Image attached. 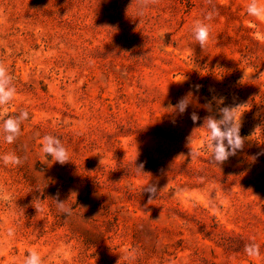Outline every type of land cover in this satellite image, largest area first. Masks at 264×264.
I'll list each match as a JSON object with an SVG mask.
<instances>
[{
	"label": "rangeland",
	"instance_id": "obj_1",
	"mask_svg": "<svg viewBox=\"0 0 264 264\" xmlns=\"http://www.w3.org/2000/svg\"><path fill=\"white\" fill-rule=\"evenodd\" d=\"M140 2L0 0L17 91L0 157L22 161L0 160V264L33 250L43 264H264V21L250 0H155L143 15ZM238 107L243 147L216 165L205 119ZM23 111L9 144L2 124ZM48 135L69 162L41 151Z\"/></svg>",
	"mask_w": 264,
	"mask_h": 264
},
{
	"label": "clouds",
	"instance_id": "obj_2",
	"mask_svg": "<svg viewBox=\"0 0 264 264\" xmlns=\"http://www.w3.org/2000/svg\"><path fill=\"white\" fill-rule=\"evenodd\" d=\"M155 0H141L139 14L143 15L144 10ZM248 15L256 18L257 20L264 21V4H261L259 0H250L247 6ZM212 13L210 12L206 19H212ZM193 36L195 41L203 49L211 42V31L208 24L202 21H197L193 26ZM13 77L9 73L5 64L0 63V107L7 106L17 95L15 86L12 83ZM188 97L181 98L176 105H169V109L180 113L186 111L188 106ZM242 108L235 109L224 108L222 109L221 120H216L212 117L205 119L204 128L208 130L207 137V151L212 156V162L216 165H220L227 161L231 155H235L236 151L242 149L244 139L240 135V124L238 126L236 113ZM29 113L23 111L17 117H9L2 124V130L4 133V140L11 144L21 135V120H27ZM192 119L196 121L198 116L193 113ZM41 151L47 156L51 157L55 162L65 164L70 160V154L67 148L63 145L61 140L57 137L48 135L42 138ZM3 163L12 166H19L22 161L14 153L5 154L0 157ZM142 167V166H141ZM149 193H155V187L147 189ZM6 198V197H4ZM152 202V197L149 198V203ZM63 210V202L57 203ZM13 230L9 229L8 235H13ZM244 252L250 258H259L261 256L260 247L255 243L245 245ZM23 264H43L41 256L36 251H31L24 259Z\"/></svg>",
	"mask_w": 264,
	"mask_h": 264
}]
</instances>
